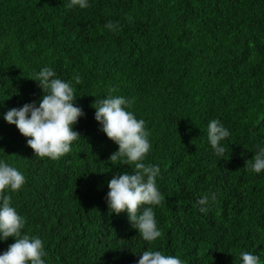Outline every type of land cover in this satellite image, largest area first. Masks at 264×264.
<instances>
[{
    "label": "trees",
    "instance_id": "1",
    "mask_svg": "<svg viewBox=\"0 0 264 264\" xmlns=\"http://www.w3.org/2000/svg\"><path fill=\"white\" fill-rule=\"evenodd\" d=\"M0 0V161L25 177L7 193L26 219L22 234L40 238L45 264H138L161 251L184 264H243L241 252L264 264V170L245 169L264 147V0ZM131 18V19H129ZM112 21L115 31L104 27ZM51 67L64 81L79 75L74 106L81 137L59 158H39L4 114L44 95L32 80ZM133 100L146 122L164 201L154 206L162 236L149 244L127 213L108 215L114 175L131 166L109 160L118 151L95 120V99ZM213 119L229 130L217 157L207 138ZM218 194L207 214L197 200ZM15 242L0 240V254Z\"/></svg>",
    "mask_w": 264,
    "mask_h": 264
},
{
    "label": "clouds",
    "instance_id": "2",
    "mask_svg": "<svg viewBox=\"0 0 264 264\" xmlns=\"http://www.w3.org/2000/svg\"><path fill=\"white\" fill-rule=\"evenodd\" d=\"M67 9L79 6L89 7L88 0H70L64 5ZM131 19V18H129ZM115 31L118 24L108 21L105 25ZM38 82L44 95L37 106L26 103L22 107L12 108L4 114V120L15 125L22 136L27 138V146L33 155L39 158L58 160L71 151V145L81 135L73 130L84 112L74 106L76 99L75 85L82 83L77 74L70 81L56 77L51 67L45 66L32 79ZM110 89L106 98L95 99L91 107L95 109V120L101 125V131L112 142L118 145V151L112 153L109 160L113 165L120 163L131 166V172L114 175L108 182L106 195L108 215L127 213L132 228L138 230L143 241L151 244L162 236L157 227L154 206H159L164 197L157 187L156 179L160 174L158 165H146L143 160L151 148L150 131L146 130V122L137 119L128 111L133 100L123 96H114ZM230 132L217 119L207 126L208 142L217 157L223 158L226 147L222 141ZM245 169L250 173L264 170V147H257L252 159L247 160ZM24 175L15 167L0 161V240L13 237L15 242L0 254V264H45L47 253L44 242L35 236L22 234L26 219L18 214L12 206L9 192H18L25 184ZM218 194L209 190L197 200L199 211L207 214L217 203ZM243 264H261L260 257L250 252L240 253ZM138 264H184L176 256L165 255L161 251L146 250L140 255Z\"/></svg>",
    "mask_w": 264,
    "mask_h": 264
}]
</instances>
